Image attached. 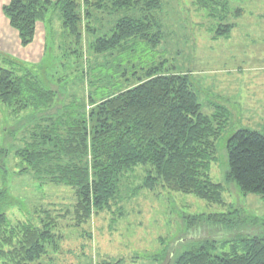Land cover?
<instances>
[{"label": "trees", "instance_id": "obj_1", "mask_svg": "<svg viewBox=\"0 0 264 264\" xmlns=\"http://www.w3.org/2000/svg\"><path fill=\"white\" fill-rule=\"evenodd\" d=\"M240 1L190 3L214 24L213 38H228L242 16ZM160 4V0H10L2 7L24 47L32 42L37 22L49 10L58 11L64 32L79 45L81 26L86 40L87 32H95L93 23L105 16L116 18L113 27L91 44L95 56L114 65L109 79L99 73L94 80L95 85L104 82L95 88L96 100L88 96L82 118L57 122L53 118L59 101L57 86L0 54L5 65L0 68L4 113L18 118L17 123L28 111L30 117L41 118L31 149L18 151V156L37 179L44 175L46 183L72 189L84 217H89L91 207L109 208L121 198L137 196L139 190L192 195L210 205H224L222 185L211 180L210 168L229 111L220 106L214 107L218 112L202 113L189 74L173 66L164 69L166 61L155 63L138 56L161 44L156 17ZM144 44L146 50L140 48ZM226 151L225 178L236 183L243 196H264V135L236 130L227 140ZM137 168L144 173L142 184L128 191L127 181ZM237 212L185 217L186 230L201 224L239 230L247 223L257 227L256 233L222 241L219 252L212 242L202 241L166 264H264V222L250 217L237 221ZM55 242L47 224L12 223L0 207V264H38Z\"/></svg>", "mask_w": 264, "mask_h": 264}, {"label": "rangeland", "instance_id": "obj_2", "mask_svg": "<svg viewBox=\"0 0 264 264\" xmlns=\"http://www.w3.org/2000/svg\"><path fill=\"white\" fill-rule=\"evenodd\" d=\"M9 2L0 0V54L45 75L49 85L57 86L52 87L59 94L53 116L57 122L84 117L88 96L96 100L95 88L104 82L95 85L94 80L99 73L109 79L114 65L107 58L95 56L91 44L113 27L116 18L105 16L93 23L95 32H87L86 40L81 26L79 45L75 37L64 32L58 11L49 10L37 22L30 46L24 47L2 12ZM160 3L156 17L161 44L138 56L155 63L166 61L164 69L173 66L175 71L189 74L202 113L218 112L214 107L220 106L229 111L227 125L216 141V161L210 168L211 180L222 185L224 205H210L192 195L139 190L137 196L121 198L109 208L91 207L89 217H84L72 189L50 185L44 175L37 179L17 154L31 149L32 135L40 131L37 127L41 118L30 117L28 111L17 123L18 118L7 115L0 106V207L10 222L24 221L38 227L47 224L56 236L38 264H166L202 241L212 242L219 252L222 241L257 231L247 223L239 230L201 224L188 231L185 217L238 211L237 221L250 217L264 222V196H243L237 184L225 178L226 144L236 130L264 135V115L249 116L255 103L264 106V0L240 1L237 6L243 10L242 16L228 38H213L214 24L197 12L190 0ZM4 22L8 28L1 26ZM140 48L147 47L144 44ZM3 64L0 60V68L5 67ZM249 67H260L263 72L250 74ZM250 75L256 76L261 85L254 89L249 109ZM25 168L27 171L18 173ZM143 175L137 168L129 176L128 191L142 184Z\"/></svg>", "mask_w": 264, "mask_h": 264}, {"label": "crops", "instance_id": "obj_3", "mask_svg": "<svg viewBox=\"0 0 264 264\" xmlns=\"http://www.w3.org/2000/svg\"><path fill=\"white\" fill-rule=\"evenodd\" d=\"M8 21V20H7ZM8 24H9V22H8ZM8 24L6 25V23L4 22V23H2V27H4V28H8L9 26H8ZM40 28H43V26L42 27H40ZM41 32V34L43 35V32H42V30L40 31ZM19 41V40H18ZM20 44V43H19ZM30 46V45H29ZM253 72H263L261 69H260V67H249V73L250 74H253ZM256 76H254V75H250L249 76V109H250V107H251V102L252 101H254L253 100V98H255V96H254V94L252 95V93H253V91H254V89H256L259 85H261L260 84V80L258 81V79L257 78H255ZM262 77H264V76H262ZM262 81L264 82V79H262ZM259 100V99H258ZM259 102H260V100H259ZM264 106H257V103H255V105L253 106V109L254 110H252V111H250L249 112V116L250 115H253V116H260V115H264V112H262L261 111V109L263 108Z\"/></svg>", "mask_w": 264, "mask_h": 264}]
</instances>
